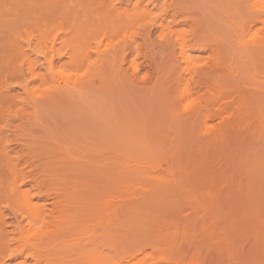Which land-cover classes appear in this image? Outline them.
<instances>
[{"label":"bare ground","instance_id":"1","mask_svg":"<svg viewBox=\"0 0 264 264\" xmlns=\"http://www.w3.org/2000/svg\"><path fill=\"white\" fill-rule=\"evenodd\" d=\"M150 1L154 3L157 0H126L125 3L126 2L127 3H126L125 8L124 7L122 8L119 6L117 7V5H120V3L116 5V4H112L111 1H107V0H101V1H97V0H28V2L31 3L28 6H31V7L26 8L27 6L26 5L25 6L26 9H23L24 7L21 6L22 3H19L18 1L16 4L13 5L15 11L13 10L12 6L10 7V4H13L12 2H15V0H13L11 3H9L10 0H8V3L5 4L2 2L3 5L2 4L0 5L5 7V5L8 4L6 6V7H9L8 9L5 8L4 10L2 7L1 12L2 13L5 12L4 14H6V12L9 13L10 9H12L11 11L13 12L11 13H12V16H14L16 13H18L19 9L22 8L23 12H20V15L22 13L23 15L26 14L28 16L35 12L38 14L39 12H43L45 9L44 8H43L44 10L42 9L43 6L41 4H44L46 2L49 3L50 6H52V7L47 6L48 8L46 7V9L48 10L51 9L52 12L55 9L54 5L58 3H60L61 5L65 4L64 6L62 5L63 8L61 6L58 8L59 10L57 8L56 9L59 11V14H60L58 15V18L61 16L63 18H66V20H69V23H68L69 31L66 30L68 32L64 31L63 33L64 36L66 35V39H64L63 41L61 40V44L65 45V48H66L63 53L66 58V62L63 64H60L59 62V65L55 66L54 61H53V56H52L51 58L43 57L44 64L46 65V68L48 69L50 73H59V74H62L66 78V83L65 85L63 83L62 87L64 85V87L67 89L81 90L80 92H82V89L87 88L90 82L95 86L101 83V81L97 83L95 79L90 80V74H91L90 72L92 68L95 67V63L99 62L103 58H109L113 60L114 63L116 64L117 63L116 58L120 57V61H119L121 63L120 72L121 71L123 72L122 76L124 77L126 76L125 78L123 77L124 80L126 78L129 79L132 82V84H134L133 86L135 88H137L138 86L140 87V84H141V87L147 84H150L149 86H151V88L157 84V79L153 81L156 83L154 85V83L152 82V78L148 79L144 77L139 78L140 76L138 77V74L140 73L139 67L141 66L140 64H138L139 62H136L137 55L135 54V51L137 49V38L135 37V34L137 32H134L132 30L136 28L138 24H139L138 29L142 28L145 31L146 30L150 31L152 26H156L159 32L156 35L157 42L161 43L162 45L166 44L165 46L172 43L170 44L171 50L173 46L176 52L175 54L173 53L174 58H171L173 60L170 62V68L172 66H175L176 64L181 67V68L179 67L181 70L179 71L180 73L178 77L176 76V78L174 77L175 79L173 78L174 80L172 79L173 81L171 80L172 83H170L169 87L167 83L166 85H164L163 88L164 90L165 88L167 89L166 93H168V88H171V90H174L173 94L177 92L178 95L172 96L171 95L172 92L170 91L171 97H169V101L172 100L174 97L178 98L176 100L174 99L173 100L176 102L179 101L180 105H178V103L176 102H175L176 104H174L173 101L171 103L170 101L169 106L175 105V108L176 107L178 108V106H180L182 107V111L180 114H174L171 112L172 113L170 115L171 119H173L174 122L177 119H180L181 122H183L182 120H185L187 122V127L184 126V128L186 129L189 128V125L190 127H192V125L195 123H198V125L199 123L200 124L202 123L203 126L205 125V123L208 124L207 121L210 120L211 116H216V118L218 119V121L216 119L217 124H214L217 126L213 132H210L209 129L207 128L211 124H209L207 127L205 125V127L203 128L204 131L202 133L195 132L192 127L190 132L188 133L189 137L188 136L186 137V139L189 138V141L181 143L182 145L187 144L188 148L192 147L190 149L191 153L192 152L195 153L196 151V154L198 153L199 156H202V158L200 157V160L205 159V155L207 156L209 153L211 154V155L209 154V157L210 156L212 157L214 155V158L213 157L212 158L215 160V163H216L215 170H213L214 173L208 170L209 169L208 166H206L208 171L207 170L205 171V169H202L203 171L201 169L200 170L197 169V175L199 173L203 179H208L210 175L214 174L212 175V177L214 176L215 178V180L213 178V180L216 183L215 188L212 189L213 187H211V189H208L207 187H205L208 189L207 190L204 188V185H203V188H204L203 193L198 192V189L196 191H190L189 194H193L192 195L193 199L189 198L186 201H184L185 206L188 209H191L188 216L193 214V212L195 214L197 213L198 215L200 214L199 215L200 221L199 222L197 221L198 224H195V222L193 223L191 222L192 226L182 225L179 228L176 227L177 224H175V222L172 221L170 223L172 226L170 225L166 227L165 230H163L164 226L161 225L162 223L160 224V221H158L162 227V230L160 227H159L160 228L159 230L157 225H155L158 228V230L161 231V233H158L159 235L156 238L158 240L156 241L155 239L156 243L151 245V248L153 249V251L151 248L142 249V247H136V248L126 250L123 253L105 255L99 258H95L93 257L94 255H90L93 251L89 252V254L85 253L84 251L83 252L84 254L81 255L82 252L80 253L79 251L81 248L80 246L86 241H88L87 242V245H88L89 242L91 241V240L89 241L88 239L95 237V235L97 234V233L95 234V232H97L98 229H96L97 227L95 228L94 223L89 222V220L87 221L86 218L84 219L83 222H81L82 223L81 225H78L79 222H77L76 220L69 219L71 208L73 207V205H77L75 203V200L77 201L78 199H75V198L76 197L78 198L79 196V195L78 196L75 195L77 194L76 192L73 193L74 188L72 187L73 189L72 198L73 199L72 198L68 199L69 197H66L67 199H63L65 198L63 196H65L66 193L67 194L70 193V191L67 190L69 186L66 188L67 185L64 184L65 185L64 192L66 193L63 195L61 193L63 192L61 188H59L58 190L59 192H57L55 188H54V192L52 191L49 192L47 190L43 191V189L41 188H44V187H40V185L38 184V183L43 184V182H40L38 180L39 182H37L36 185L39 186L40 190L37 192V194L33 198H29L25 192H22L20 190V185H16L17 184V181H16L17 174L15 172H11L8 176L7 182L4 181L6 183L2 184L3 186H0V198H2L3 196H6V201L8 202L7 204H4V201H3V205L2 206L0 205V212L3 208L7 209L8 207L12 205V210L14 212V218H15L14 219L15 226L13 230H16V232L12 231L14 233H11L14 235H11L13 237H11L10 239V246L12 244L15 247L14 249L12 247V251H10L8 254L0 256V264H13L12 263L13 260H17V259L18 260L20 259L18 264H72L73 262H74L73 264H75V261H77L78 263L83 262V264H183L182 259H184V257L185 259L188 258L187 259L188 263L192 264L195 261V258L197 256L199 257L200 259L199 261L201 262V264H264V0H227L229 7L226 9L224 13L226 15L225 18L228 19L226 24H228L227 26L229 27L228 32L230 36L229 37L230 40L228 39L229 42L227 43L220 40L218 37H216V35L210 38L209 29L207 26L204 25L205 20L202 21L203 19L201 20L197 16H195V19L193 20L190 19L192 21V24L189 23L191 27H188L189 26L187 23L188 21L186 23L180 24L182 23V21L179 22L178 21L179 18L177 19V17L168 21L167 18L169 17V14L170 16H172V14L175 12L172 8L171 9L172 11L169 13V8L173 7L174 5L177 6L176 0H171V1L167 0L166 3L163 4L162 6L161 4H159L160 2L156 4L157 6L155 5L154 8L155 9L156 7L160 8L161 9L160 14L158 16H155V15L151 16L148 22L143 23L147 17L146 15L150 14L152 10V9L147 10L149 5L151 4ZM184 1H187V0H184ZM23 3L27 4V2H23ZM40 5L42 6L40 8L41 10H36V6H40ZM34 6H35V9H34ZM178 8L180 7H177V9ZM180 10L181 8L179 9V11ZM45 13L46 12H44V15ZM6 15H4V18L2 17L3 19H5L4 21L0 18V21H3L2 26H0V28L4 27L3 29H1V31L3 30L5 31L7 29V32H9L8 30H11L10 27L11 25H14L12 23H15V21L10 19L12 17L9 18L10 20H6V18L8 19V15H11V14H8L7 16ZM173 16L175 15L173 14ZM20 18L22 17L20 16ZM158 18H160V20ZM192 18H193V15H192ZM25 22L26 21H24L23 23ZM184 24H187L188 26L187 25L185 26H187V28H190L189 31L188 29H186L187 33L189 32V34L187 35L188 37L185 35V31L182 30L183 29L182 26L180 28L182 31L178 29V26L180 27V25H184ZM49 25L50 24H48L47 26ZM164 27L166 29V33L163 34L162 30L164 29ZM97 28L98 29L100 28L102 30L103 35L107 34L110 30L116 33L118 31H121L119 36L122 35L124 39L117 43L110 42L112 44L107 45L108 47H105L104 49H101V50L96 49L93 51L91 49L90 41L88 40V38H89V35L93 36V34H95L94 30ZM13 30L15 29L13 28ZM211 30L213 29L211 28ZM123 31H125L126 33L128 32L129 35L125 34ZM139 31L141 32V30ZM4 35H6L7 37L8 34H4ZM13 35L12 34L11 36L9 35L10 38L8 37L9 38L8 41H4L1 39L2 40L1 42L2 43L4 42L3 45L5 47L3 50L2 49L0 50L1 60L3 59L4 55L6 56L5 59L8 58L9 57L8 55H10L8 53H10L13 49L12 47L15 46L17 39L16 37L11 38ZM60 36H63V35H60ZM142 37H144V33L142 34ZM203 38L204 39L208 38L207 39L208 41L202 44L203 46L201 47L203 48L200 47L201 48L200 50L207 49L209 53L211 52L210 53L211 55L210 54L209 55L210 57H212V60H214V62H212V64L208 65L207 67H204V65L202 66L201 65L202 63L199 64L200 59L197 60V57H196L197 55L195 56L194 54V51L199 50V48L197 50L195 49L196 47L195 43L201 42V39L204 40ZM118 39H115L114 41ZM59 40L60 38L58 39V41ZM193 40L195 41L198 40V41H196L193 44L192 43L194 42ZM51 41L52 40H50V42ZM55 42L56 40H53L51 42V45H52L51 49H52V53L53 52L56 53L55 56H57L60 54L59 53L60 49L56 48ZM93 53L96 55L95 62L93 63L88 62V60L92 57ZM143 53H144V56L143 55L142 56L145 59H147L149 55H147L146 52H143ZM2 54H3V57H2ZM8 59L9 61L7 62H5V60L3 59L5 63L3 62V60L2 61L0 60V61L3 62L2 64L3 66L7 65L9 68H11L15 64V62L13 61L11 62L10 58ZM60 60L63 61V57ZM147 60L146 62L150 61V60L148 61ZM196 61L198 63H196ZM18 62L21 65V67H23L24 71H27V74H30V76L28 75V77H31L32 79L40 78V75L36 71L35 72L31 71V66H30L28 57L24 55L21 57V59ZM2 65L0 63V67H2ZM85 65H87V70L83 72L84 75L82 76L77 75L76 78H71V75L73 73L72 71L74 72L77 71L79 73L81 68L84 67ZM105 66L106 64L102 63L100 65L99 70L103 71L105 69ZM121 67H122V70H121ZM64 68L72 69V70H70L71 72L69 73H65L63 71ZM164 70H167V69H164ZM161 72L163 73V71ZM153 73L155 74L154 71ZM153 73H152V77L154 75ZM155 75L158 76V73L156 72ZM155 75L153 78H155ZM211 76L215 77L214 82ZM149 77H151V75ZM171 77L173 76L171 75ZM209 77L212 78L211 84L212 85L214 84V88L212 90V95L209 96V94H206V96L209 97L208 99H210L211 97L214 99V102H215L214 106L213 104H209V102L210 101L212 102V100L208 101V99L205 98L203 99L204 101H202L201 96H199L197 94V91H195L197 87H199L200 84H203L202 82L206 81L205 79L207 78L209 79ZM165 78H166V75H165ZM208 79L206 82H204L206 84L209 82L208 85L203 84L206 87L209 86L210 84V81ZM33 84H35V82ZM211 84L209 87H211ZM56 86H57V83H56ZM205 86L203 87L206 88ZM27 87L28 86L24 84L20 85V88L22 90L21 94L26 96V98L21 100V103L24 107L22 106L20 109H17L15 111H10L9 117L10 116L12 118L15 117L18 120H23V119L33 120L36 122L39 119V115H40L39 104L45 102L48 99L49 91L48 92L46 91V93L45 92L43 93V91L41 92L39 90L40 88L37 89L36 87V89H34V93L30 92V94L32 95L34 94V95L30 96L27 93L28 92ZM199 88L201 90V85ZM7 89H8L7 93L8 92L10 93L11 85H9ZM53 91H57V90L54 89ZM53 91H52V94H53ZM55 94H57V92ZM54 97L56 98L55 101L62 100V105H65V102H64L65 100L63 101V99H59L60 97H58V95ZM189 101H194L195 103L191 104L188 108H185V105L188 104ZM208 106L212 108H208ZM170 108H173V107H170ZM162 117H163V114H162ZM12 118H10V120ZM182 118H185V119H182ZM174 122H173V125H174ZM128 123H131V122H128ZM162 123H164V119ZM119 125L120 124H118L117 127ZM214 125L212 127L209 126V128L215 127ZM177 129L180 130V126ZM125 130L127 131V128ZM136 131H138V129ZM172 131L175 132L178 130H172ZM185 131L182 130V132H185ZM187 131L189 130L187 129ZM177 136L179 137V134ZM124 139L126 140V138ZM186 139L184 138L183 140L186 141ZM148 142H150V140H148V137L145 136L144 142L143 143L141 142V144L143 146V144L145 143L144 148L146 145L147 150H149V152H153L152 151L153 145L149 146L150 143ZM156 143L158 144V142ZM161 143H164V140L162 141V138H161ZM125 144L127 145V141L125 142ZM192 144L193 146H191ZM158 145H163V144H158ZM7 147H10V146L7 145ZM124 147L126 148V146ZM183 147L186 149L185 145H183ZM134 149L135 148L132 147L131 149L130 147L131 152L129 151V149H125V153H127L128 155H125L126 157L123 155V160L125 157L127 166L128 165L131 166V168H127V166H125L126 167L125 169L131 170V172L134 171L135 168L139 170L140 168H144L145 172H146V169H150L151 175H154V177L153 176L151 177V179L153 180H157L159 172L163 171L165 175L164 176L162 174L159 175L160 177H162V178L159 177V179L160 181L164 180L163 183H166V181L168 183V178H170L171 174L168 173L167 171L169 167L173 164L171 160L172 157H170L169 155H164L163 159L160 160L161 154L158 153V154L152 155V158L149 161H146L145 160L146 155H140L139 157L140 159L138 157L135 158L134 153H132V150ZM127 150L129 151V153ZM63 151H64L62 152L63 154L61 153L62 155H65L64 153L68 152V150H65V149ZM120 153H122V151ZM177 153L179 152L175 151L174 154H172V156H177ZM67 155L69 156V154ZM67 155H65V158L68 157ZM128 157L130 158V160ZM182 157L183 159L179 158L180 160L179 159L178 160L180 162L178 161L177 163H180V165L182 163H185V164L181 167L180 166L178 167L181 168L182 170L185 169L184 175L186 177L188 176L189 178L196 179V182L198 185V183H201V182H198L199 178H197L196 174L194 176L192 172L190 171L192 168L188 167L191 161L193 162L194 160L195 162L196 157L193 158L192 156H189L190 157L189 158L186 155L185 157L184 155ZM211 157L210 159H212ZM213 159L212 161L214 162ZM70 160L71 159H69V161ZM2 161L3 162L1 166H4V167L7 166L6 167L7 169L8 168L7 164H9L8 159L2 158ZM206 161H203V163ZM212 161L210 160V162ZM51 164L52 163L50 162V165ZM200 164H201V168L202 167L205 168L204 167L205 165L204 164L202 165L201 161H200ZM40 167L42 168L43 165ZM56 168H58V166ZM196 168L193 167V169L195 170ZM187 170L190 171L191 175ZM40 171L46 172V170H43V169H40ZM62 172H59V174ZM131 172H129V174H131ZM42 174H43L42 176H44V173ZM46 174H45V178L47 176ZM59 174L58 176H60ZM168 174H170V176ZM38 175H40V172ZM38 175H36V177H38ZM173 176L175 175L172 174V177ZM31 177H32V174L25 175L24 178L22 177L23 178L22 183L20 184L21 185L25 184L27 181L32 182L33 180L36 182V180L33 177L32 178ZM173 179L174 180L169 179V183H171L170 181L172 180L173 181L172 183L178 186L180 182L176 181L177 179L175 178ZM208 182L209 181H207V184ZM47 183L51 184L54 182H47ZM71 183L73 182L71 181ZM120 183H118L119 185L117 184L116 186L117 188L120 189L121 188L120 185H123L122 189H124L125 191V194H124L125 197L121 198V196H124V195L120 194L118 195L120 199H118L119 198L118 196H117L118 198L115 196L116 197L115 200L110 198V202H109V200L108 201L106 200L107 197L108 198L110 197L109 196L110 192L107 189V192L109 193L103 195V197L107 196L104 198V201H102L103 203L105 202V200L107 203H111V200L112 201L114 200L115 202L121 203V207L122 205L126 206V202L130 201V199L134 198L133 196H135L133 195L132 197H128L129 194H136L137 191L139 190H142L143 193H147L149 191V189L145 187V185L143 186L139 185L141 188H139V186L133 187L135 185L134 183L133 186L131 185L132 187L129 186V187H126L125 189L126 184L124 186V184L122 183L120 184ZM169 183L168 185H170ZM111 184L113 183L111 182L109 185ZM209 184L212 185V183L210 182ZM44 185L45 184H43V186ZM153 185H151V187H153ZM200 188H202L201 185H200ZM182 189L183 188L180 186L179 191L185 194V191H183ZM195 192H197V194H194ZM139 194L141 193L139 192ZM74 195L76 197H73ZM152 197L154 198V196ZM34 198H37V200L39 201L40 200H43V201L42 203H39L37 201L35 203L33 202ZM71 199L74 201L75 204L73 205L71 204L72 203ZM125 199H126V202H125ZM184 199H186V196ZM68 200H71L70 205L68 203L69 202ZM80 200H78L77 202H80ZM102 202L101 201L98 202V205L100 207H102L103 205ZM106 202H105L106 205H103L104 208L103 207L102 208L105 209L107 207L108 211L104 213V217L106 218L109 216L107 224L111 226V224L113 225V223L110 224V222H113L112 219H114V223H115V220H117L120 216L118 217L116 214L115 216H117L118 218L117 217L115 218V216L114 218L111 217L110 215L113 214L112 212L113 210L112 209L109 210L110 205L107 206ZM115 202H112V203H115ZM75 208L79 209V207H75ZM181 210H180V213H181ZM182 213H183V210H182ZM88 217H90V214L88 215ZM158 219L159 218H157V220ZM175 219H176V216H175ZM103 220L104 219L102 218V221ZM173 222L174 224H172ZM107 224L106 226L108 227ZM182 224H183V221H182ZM144 225H146L145 222L143 224V227H145ZM173 225H176V226H173ZM74 227L76 228L81 227V230H80L81 232H79L78 230L79 232L78 233L76 231L77 229L75 230L76 233H73V230H71L70 232L69 230ZM107 229L108 231L102 232L101 230V233L98 232L100 234L102 233L103 234L99 235V237L97 236L98 235L97 234L96 237L93 238L92 240L95 241L96 239H98V242H101V241L106 242L105 243L106 246H108L107 244L111 245L110 241H112L111 240L112 236H111V232H109V228ZM112 229L110 230L112 231ZM70 237L71 238L73 237V238L70 239ZM70 244L75 245L76 250L80 254L78 256L81 258L80 259L81 262L78 261L79 259H77L78 257L77 254L74 255L76 256L74 258L70 257L72 260L69 257H66L68 252L72 253V251H74L72 247L70 246ZM77 245H80V246H77ZM63 247H65L64 248L65 250L63 249ZM67 247H69V249H67ZM81 249L83 250V246ZM154 250H159L161 252H163L164 250H167L168 255L167 254L165 255L164 253L155 252ZM61 251L63 252L64 255L62 254ZM71 253L70 255L75 254L74 252L72 254ZM177 253L182 254L181 259L173 258V255ZM95 256L97 257V255Z\"/></svg>","mask_w":264,"mask_h":264},{"label":"rangeland","instance_id":"2","mask_svg":"<svg viewBox=\"0 0 264 264\" xmlns=\"http://www.w3.org/2000/svg\"><path fill=\"white\" fill-rule=\"evenodd\" d=\"M12 1L13 0H10L9 3H11ZM18 1H19V3H22L21 6L24 7L23 9L31 7V6H28L31 4L28 2V0H15V2H12L13 4H10V7L12 6L13 10H14L13 5L16 4ZM97 1H101V0H97ZM107 1H111L112 4H116V5L118 3H120V5H117V7L119 6L122 8L123 7L125 8L126 3H127V2L125 3L126 0H107ZM166 1L167 0H160V1L157 0L154 3L150 1L151 4L149 3L150 5L147 8V10L152 9L150 12L151 15L150 14L146 15L147 17L143 23L148 22L151 16H154V15L158 16L161 12V9L157 8V7L155 9L154 6L156 4H158L159 2H160L159 4H161V6H162L163 4L166 3ZM169 1H171V0H169ZM2 2L6 4V3H8V0H0V4H2ZM23 2H27V4H24ZM176 2H177V6L174 5L173 7L169 8V13L172 11L171 9L173 8V10L175 12L174 13L172 12V13L175 16H173V14H172V16H170V14H169V17L167 18V20L170 21L173 18L177 17V19L179 18L178 19L179 22L182 21V23H180V24L186 23L188 21L187 23L189 26L187 24L180 25V27L178 26L179 30H181L180 29L181 26L183 27L182 30L185 31L186 36L189 34V32L187 33L186 29H188V31L190 30V28H187V26L191 27V25H190V24H192L191 20L195 19V16H197V17H199V19H201V20L203 19L202 21L205 20L204 25L207 26L209 29L210 38L213 37L214 35H216V37H218L220 40H222L226 43L229 42V40H230V38H229L230 36H229V32H228L229 27L227 26L228 24H226L228 19L225 18L226 15L224 14L226 9L229 7L227 0H187V1H184V0L183 1L182 0L177 1L176 0ZM59 4L60 3L54 5L55 9L53 10V12L51 11V9H49V10L46 9L47 6H50V4L47 2L44 4H41L43 7L41 5L36 6V10H41L40 9L41 7H42V9L43 8L45 9V10L43 9L44 10L43 12H39L40 15L36 12L32 13L28 16L26 14L23 15L22 13L20 15V12H23L22 8H20L19 11L16 10V11H18V13L15 14V12H14V14L16 16L14 14H13L14 16H12L11 12H13V11H11L12 9H10V12L9 13L6 12V14L7 15L11 14V15H8V19L6 18V20H10V19L14 20L15 23H12L14 25H11V27H10L11 30H8L9 32H7V29L5 30L6 32L4 30L1 31V29H3L4 27L0 28V36H2V37H0V50L1 49L3 50L5 48L3 45L4 42L2 43L1 41L2 40L8 41L10 38L9 35L11 36V34L12 35L14 34L15 36L13 35L11 38L16 37V39H17L15 46L12 47L13 48L12 51L10 53H8V54H10V55H8L9 57L7 56L8 58H10L11 62L12 61L15 62V64L11 68H9L7 65L6 66L4 65L5 67L2 65L4 60H5V62H7V61H9V59L6 58V59H8V60H6L5 59L6 56L4 55V57H3V54H4L3 53L2 57L4 60L2 59L3 62H1L2 60H1V53H0V60H1L0 63L2 65V67H0V161H1L0 162V186H3L2 184L7 182L8 176L11 172H15L17 174V179H16L17 184L16 185H20V190L22 192H25L29 198H33L37 194V192L40 190L39 186L36 185L37 182H39V181L43 182V184L46 185V187H45V185L43 186V184L38 183L40 185V187H44V188H41V189H43V191L47 190L49 192L50 191L54 192V188H55V190H57V192H59L58 190H59V188H61L62 191L64 192V189H65L64 184L67 185L66 188L69 186L70 188L68 187L67 190H69L70 193L67 194L66 192L63 193L60 191L63 195L65 193L67 195V196L66 195L63 196V197H65L63 199H67L66 197H69L68 199L72 198V195H73L72 194V190H73L72 187H73L74 188L73 193L76 192L77 194H75V195H77V196L79 195L78 198L75 195L73 197H76L75 199H78V200L81 199L80 202L82 203V201H83V203L81 204L80 202H77L78 200L77 201L75 200V203L77 205H73V204H75L74 201L72 200L73 198L71 199L72 201L68 200L69 205L71 202H72L71 204L73 205V207L71 208L69 219H74L77 222H79L78 225H81L82 224L81 222H83L84 219L86 218L87 221L89 220V222H92L95 224V228L97 227L96 229H98V230H97V232H95V234L97 233L98 235L97 234L96 235L98 237H99V235L103 234V233L100 234L101 230H102V232H105V231H108L107 228H109V232H111V236H112V239H111L112 241H110L111 245L107 244L108 246H106V244H105L106 242H103V241L98 242V239L93 241L92 239L96 237V235L94 234L95 237L88 239L89 241L91 240L88 245H87L88 241L83 243L81 246L77 245V246H80L81 248L83 246V250L79 247L80 253L82 252L81 255L84 254L83 253L84 251L87 254H89V252L93 251L90 255H94L93 257L99 258V257L105 256V255H113L116 253H123L126 250L136 248V247H142V249L151 248V245L155 244L156 241L158 240L156 238L159 235L158 233H161V231H159L160 228L162 230L161 225L164 226L163 230H165L166 227L171 225L170 223L172 221H174L175 224H177V226L176 225H173V226H176L178 228L181 227L182 225L183 226L184 225L192 226L193 222H195V224H198V222L200 221V217H199L200 214L199 215L197 213L195 214L193 211H192L193 214L188 216L191 209H188L185 206L184 201H186L189 198L193 199V197H192L193 194H189L190 191H196L198 189V192L203 193L204 192L203 190L205 187H207L208 189H211V187H213L212 189L215 188L216 183L214 181L215 180L214 176L212 177V175H214L212 173H214L213 170H215L216 163H215V160L213 159L214 155L212 156L213 158L210 156L214 160V162L209 157L210 153L207 156L205 155V159L200 160V157L202 158V156H199L198 153L196 154V151H195V153H193V152L191 153L190 149L192 147L188 148L187 144H183V145H185V147L187 146L185 149L181 143L189 141V138L186 139V137L187 136L189 137L188 133L190 132L192 127H193V130L195 132H201L202 133L204 131L203 128L205 127V125L207 127L209 124H211L209 126L212 127L214 124H217L218 119L216 118V116H211V118L209 117L210 120L207 121L208 124L205 123L204 126L202 125V123L201 124L199 123V125H198V123H195L192 125V127H190V125L188 124L189 128H187V129L189 131H187V129L184 128V126L187 127V122L185 120H182V121L183 122L185 121L186 124H185V122L184 123L181 122L180 119L175 120L176 123L174 122L173 119H171L170 115L172 113L180 114L182 111V107L178 106V108L177 107L175 108V105L169 106L170 101H171V103L173 101L174 104L178 103V105H180L179 101L178 102L174 101L178 98L174 97L173 98L174 100L172 99L169 101V97H171L170 96L171 92H172V94H171L172 96H175L178 94H177V92H175V94H173L174 90H171V88H168V93H166L167 89L165 88V90H164L163 87L167 83H168L167 85L169 87L170 83H172V81L176 78V76L178 77V75L180 73L179 71L181 70L180 69L181 67L175 64V66L171 67L172 69L170 68V62L173 60L171 58H174L173 53L175 54L176 50L173 46H172V50H171L170 44H172V43L165 46L166 44L162 45L161 43L157 42V39H156L157 36L156 35L159 32H158V29L156 28V26H152L150 31L146 30L149 33L146 32L142 28L138 29L139 24L137 25L136 28L132 29L134 32H137L135 34V37L137 38V49L135 51V54L137 55L136 62H139L138 64H140V66H141V67H139L140 73L138 74V77L140 76L139 78L144 77V78H148V79L152 78V82L157 79V84L155 82H153L154 85L156 84L155 86L153 85L155 88L154 87L151 88V86H149L150 84H147L143 87H141V84H140V87L138 86L137 88H135L133 86L134 84H132V82L129 79L126 78L124 80V78L126 76L125 77L122 76L123 72L122 71H121L122 73L120 72V64H121L119 62L120 57L116 58L117 59L116 64L114 63L113 60H111L109 58H103L99 62L95 63V67L92 68V70L90 72L91 73L90 74V80L95 79L97 83L99 81H101L100 84L95 86L90 82L87 88L82 89V92H80L81 90H73V89L65 88L64 85L66 83V78L62 74H59V73H50L48 71V69L46 68V65L44 64V58H43V57L51 58L53 56V61H54L55 66L59 65V62H60V64H63L66 62V58L63 54L64 50L66 48H65V45L61 44V40L63 41L64 39H66V35L64 36L63 33L66 30L69 31V29H68L69 20H66V18H63L61 16L58 18V15H60L58 8L61 7L62 5L63 6L65 5V4H62V5L60 4V6H59ZM2 5H0V7H1V9H0L1 17L0 18L4 21L5 19H3V18H4V15H6V14H4L5 12L4 13L1 12L2 7L4 10H5V8L8 9L9 7H6L8 4L5 5V7ZM201 5H202V7H201ZM25 6H26V8H25ZM63 6H62V8H63ZM50 7H52V6H50ZM177 7H180L181 10L179 11L180 8L177 9ZM34 9H35V6H34ZM6 11H8V10H6ZM44 12H46L45 15H44ZM52 14H54V15H52ZM192 15H193V18H192ZM20 16L23 19L20 18ZM10 17H12V18H10ZM207 17H209V18H207ZM158 19L160 20V18H158ZM211 20H213V21H211ZM3 21H0L1 22L0 26H2ZM20 21H21V23H20ZM24 21H26V22L23 23ZM46 21L48 24H50L49 26H47L48 24L46 23ZM183 21H185V22H183ZM189 21H191V22H189ZM165 22H167V21H165ZM22 23H23V25H22ZM185 25H187V26H185ZM165 27L162 30L163 34L166 33ZM13 28L15 30H13ZM211 28L213 30H211ZM139 30H141V32ZM68 31H66V32H68ZM143 31H145V32H143ZM16 32H18V33H16ZM66 32H65V34H66ZM120 32L121 31H118L116 33V32H113L112 30H110L107 34L103 35L102 30L100 28L95 29L94 30L95 34L92 33L93 36L89 35L90 39L88 38V40L90 41L91 49L93 51L96 49L101 50V49H104L105 47H108L107 45H110L114 42L117 43V42L122 41L124 39V37L122 35L119 36ZM123 32L125 34L129 35L128 32L127 33L125 31H123ZM39 33H40V35H39ZM143 33H144V37H142ZM4 34H8L7 37ZM60 35H63V36H60ZM3 36H4V38H3ZM34 36H35V38L36 37L37 38L35 39ZM59 38H60V40L58 41ZM115 39H118V40L114 41ZM205 39H204L205 41L201 39V42H199V43L196 42L198 40H196V41L193 40L194 42H192V43L194 44L196 42L195 43V45H196L195 49L196 50L199 48V50L194 51L195 56L197 55L196 56L197 60L200 59L199 64L202 63L201 64L202 66L204 65V67H207L208 65L212 64V62H214V60H212V57H210L211 52L209 53V51L207 49L200 50L201 48H203V47H201V46H203L202 44H204L208 41L207 40L208 38H205ZM225 39L226 40L229 39V40L226 41ZM50 40H52V41L56 40V42H55L56 48L60 49L59 55L55 56L56 53H54V52L52 53V49H51V46H52L51 42L52 41L50 42ZM110 42H112V43H110ZM143 47H145V48H143ZM143 52H146L147 55H149L147 57V59L150 61H148L147 59H145L143 57L144 56ZM24 55L29 58L31 71L32 72L36 71L40 75V78L32 79L31 77H28V75L30 76V74H27V71H24L23 67H21V65L19 64L18 61ZM118 56H120V55H118ZM62 57H63V61L60 60V59H62ZM95 57H96V55L93 53L92 57L88 60V62H92V63L95 62V59H96ZM11 58L14 60H12ZM146 60L148 62H146ZM209 60H211V61H209ZM102 63L106 64L105 69L103 71L99 70L100 65ZM196 63H198V62L196 61ZM164 69H167L168 72H167V70H164ZM70 70H72V69H67V68L63 69V71L65 73L71 72ZM86 70H87V65L82 67L79 73L77 71H75V72L72 71L73 73L71 75V78H76L77 75H80V73H83ZM121 70H122V67H121ZM153 71L155 72V74L157 72L158 76L155 75L153 73ZM161 71H163V73ZM159 72H161V73H159ZM152 73L155 75V78H153L154 75L152 77ZM54 74L56 77L54 76ZM174 74H175V76H174ZM150 75H151V77H149ZM165 75H166V78L168 77L167 79H169V80H167L165 78ZM171 75L173 77H171ZM211 77L213 78V82H214L215 77L214 76H211ZM211 77H209V79L207 78L210 81V84L212 83ZM28 78L29 79L31 78V79L29 80ZM207 79H205V80L207 81ZM57 80H59V81H57ZM206 81H203L202 83L206 84V83H204ZM34 82H35V84H33ZM56 83H57V86H56ZM58 83H59V85H58ZM63 83H64V85L62 87ZM208 83L206 85H208ZM23 84L27 85L29 87V88L27 87V91H28L27 93L30 96L34 95V94L33 95L30 94V92L34 93V89H36V87H37V89L40 88L39 90L41 92L43 91V93L44 92L46 93V91L47 92L49 91L48 92V95H49L48 99L45 102L39 104L40 115H39V119L36 122L33 120H26V119L18 120L15 117H13V118L11 116L9 117L10 111H15L17 109H20L23 106L21 103V100L26 98L25 95L21 94L22 90L20 88V85H23ZM203 84H200L201 90L199 88L200 85H199V87H197L198 90L197 89L195 90V91H197V94L199 96H201L202 101H204L203 99H205V98H207V99L209 98L206 96V94H209V96L212 95V90L214 88V84L213 85L211 84V87H209L210 84L207 87ZM9 85H11V90H10V93L8 92L9 93L8 94L7 93V91H8L7 87ZM33 86H34V88H33ZM203 86H205L206 88H204ZM209 88L211 89V91ZM52 89L53 90L56 89L57 91H53ZM50 90H51V92H50ZM199 90H200V92H199ZM207 90H209L211 93ZM52 91H53V94H52ZM54 92L55 93L57 92V94H55ZM56 95H58V97H60L59 99H63V101L65 100L64 101L65 105H62V100L55 101L56 98L54 96H56ZM209 100H212V102H213L212 103L210 101L209 104H213V106H214V104H215L214 99L211 97L210 99H208V101ZM208 101H207V103H208ZM160 102H161V104H160ZM47 105H49V106H47ZM159 105L161 106V108ZM42 106L45 108V110ZM158 107L160 108V110ZM170 107H173V108H170ZM153 108H154V110H153ZM208 108H212V107L208 106ZM166 109H167V111H166ZM155 110H157V111H155ZM164 110H165V112H164ZM162 114H163V117H162ZM153 116H154V118H153ZM10 118H12V119L10 120ZM144 119H145V121H144ZM163 119H164V123H162ZM182 119H185V118H182ZM216 119H217V121H216ZM117 122H118V124H120L118 127H117V125H118ZM128 122H131V123H128ZM173 122H174V125H173ZM177 123H178V125H177ZM188 123H189V121H188ZM200 125H202L203 127ZM179 126H180V130L177 129V128H179ZM209 126L207 127L209 129V131L213 132L216 129L217 125H214L215 127H213V128H209ZM174 127H176V128H174ZM181 127H183L184 129ZM126 128H127V131L125 130ZM114 129H115V131H114ZM137 129H138V131H136ZM185 129H186V131H185ZM172 130H178V131L174 132ZM182 130H184L185 132H182ZM175 134H176V136H175ZM178 134H179V137L177 136ZM184 134H185V136H184ZM198 134H200V133H198ZM141 135H143V136H141ZM121 136H123V137H121ZM145 136H147L148 140H150V142H148V143H150L149 146L153 145L152 146L153 152H149V150H147L146 145L144 148L145 143L142 146L141 142L142 143L144 142ZM177 137H178V139H177ZM14 138H16L17 140ZM124 138H126V140ZM161 138H162V141L164 140V143H161ZM184 138L186 139V141L183 140ZM126 141H127V145L125 144ZM156 142H158V144H163V145H158ZM104 144H105V146H104ZM140 144H141V146H140ZM154 144H156V145H154ZM7 145H9L10 147H7ZM96 145H97V147H96ZM124 146H126V148ZM138 146H140L141 148ZM191 146H193V144ZM130 147H131V149H132V147L135 148L134 150H132V153H134L135 158L136 157L139 158L140 155H146V158H145L146 161H149L152 158V155H155L158 153L161 154L160 160L163 159L164 155H169L170 157H172L173 159L171 158V160H172L173 166L171 165L167 171L168 173L171 174V176H170V174H168L170 176V178H168V183H169V179H172V180H174L173 178L177 179L176 181L180 182L178 184V186L180 185L183 188L182 190L185 191V194H183L181 191H179L180 186L178 187L175 184H173L172 180L170 181L171 183H169L170 185H168L167 181H166V183H163L164 180L160 181L159 175H161V174L163 176L165 175V173L163 171L159 172L157 180H153V179H151V177L152 176L154 177V175H151L150 169H146V172H145L144 168H140V170L135 168V170L132 169V170H134L132 172H131V170L125 169L126 168L125 166H127L125 155H128L127 153H125V149H129V151L131 152ZM189 147H190V145H189ZM64 149L68 150V152H69V153L68 152L64 153L65 155L69 154V156L67 155L68 157H66V158H65V155H62L63 154L62 152H64L63 151ZM211 149H213V148H211ZM31 150H32V152H31ZM121 151H122V153H120ZM129 151H128V153H129ZM175 151L179 152V153H177L178 158H177V156H172V154H174ZM197 152H199V151H197ZM209 152H210V150H209ZM18 153H20V154H18ZM212 154H214V153H212ZM119 155H121V156H119ZM123 155L125 156L124 160H123ZM175 155H176V153H175ZM183 155H184V157H185V155L188 157L192 156L193 158L196 157L195 162L193 159H191V160H193V162L191 161L190 165L188 166L189 168L191 167L192 169H193V167L194 168L198 167V168H196V170L195 169L190 170L194 176H195V174L197 175V169L198 170L205 169V171H206L207 170L206 166L209 167L208 170H210V172H212L211 173L212 175H210L208 177V179H203L201 177V175L198 173V175H197V178H199L198 182H201V183H198V185H197L196 179L189 178L188 176L186 177L184 175L185 169L182 170L181 168L178 167V166L181 167L185 164V163H182L180 165V163H177L180 160L179 158L183 159V157H182ZM42 157H43V159H42ZM2 158L8 159L9 164H7L8 165L7 169H6L7 166L6 167L1 166V164L3 162ZM68 158L71 160L69 161ZM129 160H130V158H129ZM210 160L212 162H210ZM35 161H37V162H35ZM127 161H128V159H127ZM186 161H188V160H186ZM200 161H201L202 165L203 164L205 165L204 166L205 168H203V167L201 168ZM203 161H206V162L203 163ZM50 162L52 163L51 165H50ZM192 163H193V165H192ZM62 164L65 166H63ZM42 165H43V167L41 168L40 166H42ZM57 166H58V168H56ZM39 167H40V169L46 170L47 174L45 171L44 172L40 171ZM44 167H45V169H44ZM54 168H55V170H54ZM127 168H131V166L128 165ZM50 170H52V171H50ZM123 170H125V171H123ZM58 171L59 172L63 171V172L59 174ZM83 171H84V173H83ZM187 171L190 173L189 170H187ZM205 171H204V173H205ZM39 172H40V175H38ZM41 172L44 173V176H42L43 174ZM129 172H131V174L132 173L133 174L131 175V174H129ZM206 173H208V172H206ZM28 174H32V177L36 180V182L34 180L32 182L27 181L25 184L21 185L20 183H22V179L25 177V175H28ZM45 174L47 175L46 178H45ZM58 174L60 176H58ZM119 174H121V175H119ZM172 174H174L177 177H175V176L172 177ZM36 175H38L39 178L36 177ZM114 175H116V176H114ZM190 175H191V173H190ZM62 176H63V178H62ZM160 178H162V177H160ZM213 178H214V180H213ZM4 181H6V182H4ZM46 181L47 182H54V183L50 184V183H47ZM71 181L73 183H71ZM207 181L212 183V185L209 184V182L207 184ZM111 182L113 184L109 185ZM120 182L122 184H124V186L126 184L125 189H126V187H129L131 185L133 186L134 183H135V185L133 187H135V186L137 187L139 185L140 186L145 185V187H147L149 189V191H148L149 193L148 192H147L148 194L143 193L142 190H139V191H137L138 194L136 193L137 195L136 194H129L128 197H132L133 195H135V196H133L134 198L130 199V201H127V202L125 199L126 206L122 205V207H123L122 208L121 203L114 201L118 195H120V194L124 195L125 194L124 189H122L123 185H120L121 186L120 189L117 188V186H116ZM33 183H34V185H33ZM151 185H153V187H151ZM200 185L202 188L204 185V188L203 189L200 188ZM209 185H211V186H209ZM37 186H38V188H37ZM140 186H139V188H141ZM207 188H205V189H207ZM107 189L110 192L109 198L107 196L103 197L104 194L109 193V192H107ZM67 190H65V191H67ZM139 192L141 194H139ZM194 194H197V192H195ZM152 196H154V198ZM185 196H186V199H184ZM105 197H107V199H106L107 201L109 200V202H110V198H111V199H114L113 201L111 200V203L115 202V203H112V205H111V203H107L105 200V202L107 203V206L110 205L109 210H111V209L113 210L112 211L113 214L110 216L113 218L116 214L118 217L120 216L119 218L117 216H115V218L116 217L118 218L117 220H115V223H114V219H112L113 222H110V224L113 223V225L111 224V226L107 224L109 216L106 218L104 217V213L108 211L107 207L105 209H103L104 208L103 205H106L105 202L104 203L102 202V201H104ZM122 197L124 198L125 195L121 196V198ZM168 198H169V200H168ZM118 199H120V197ZM3 201H4V204L8 203L6 201V196H3L2 198H0V205L1 206L3 205ZM36 201L39 203H42L43 200L39 201V200H37V198H34L33 202L36 203ZM99 201H101L103 203V205H102L103 208L98 205ZM182 205H184L185 207ZM75 207H79V209H76ZM183 207L185 210L183 209ZM181 208L183 210V213H182ZM172 210H174V211H172ZM180 210H181V213H180ZM89 214H90V217H88ZM155 215H156V217H155ZM175 216H176V219H175ZM181 216H183V217H181ZM190 217H191V219H190ZM102 218L105 221L104 220L102 221ZM157 218H159V219L157 220ZM14 219L15 218H14V212L12 210V205L10 207H8L7 209L3 208L1 210V212H0V243H1L0 244L1 245L0 256L8 254L10 251H12V247H13V249L15 247L12 244L10 246V239H11V237H13L11 235H14L11 233L16 232V230H13L14 226H15L14 225V222H15ZM145 220H147V221H145ZM158 221H160V224L161 223L162 224L160 225ZM182 221H183V224H182ZM144 222L146 223V225H144L145 227H143ZM174 222L172 224H174ZM106 224L108 225V227L106 226ZM155 225H157L158 228L160 227L159 230ZM158 225H160V226H158ZM110 229H112V231ZM71 230H73V233H76L75 230L77 232H78V230H79V232H81L80 231L81 227H78V228L74 227V228H71L69 231L71 232ZM113 230H114V232H113ZM154 230H155V232H154ZM12 231H14V232H12ZM98 232H100V233H98ZM74 236H76V235H74ZM72 238L70 237V239H72ZM155 239H156V241H155ZM70 246L72 247V249L74 251H72L71 249L70 250L72 251V253L74 252L75 254L70 255L71 252L69 253L67 251L69 254L67 253L66 257H69V258L73 257L74 258V257H76L74 255H76V254H77V256L80 255L78 253V251L76 250L75 245L70 244ZM64 248L65 247H63V249ZM67 249H69V247H67ZM152 251H153V249H152ZM154 251L168 255L167 250H164L163 252H161L159 250H154ZM184 253H186V252H184ZM62 254H63V252H62ZM95 255H97V257ZM197 257L195 258V261H194L195 263L194 262L193 263L194 264H198V263L201 264V262L199 261L200 260L199 257L198 258ZM173 258H180L181 259L182 254L177 253V254L173 255ZM77 259H79L78 261L81 262V260H80L81 258L79 256L77 257ZM187 259L188 258L185 259V257H184V259H182L183 264H190V263H188ZM73 260H75V259H73ZM19 261H20V259L19 260L18 259L13 260L12 263L16 264V262H17V264H18ZM77 263L78 262L75 261V264H77ZM78 264H83V262L78 263Z\"/></svg>","mask_w":264,"mask_h":264},{"label":"snow or ice","instance_id":"3","mask_svg":"<svg viewBox=\"0 0 264 264\" xmlns=\"http://www.w3.org/2000/svg\"><path fill=\"white\" fill-rule=\"evenodd\" d=\"M80 75L82 76V75H84V73H80ZM193 103H195V102L194 101H189V103L185 105V108H188Z\"/></svg>","mask_w":264,"mask_h":264}]
</instances>
